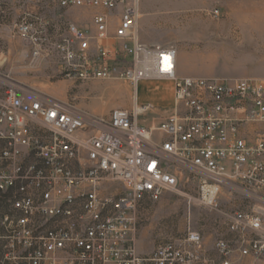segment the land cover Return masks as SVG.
<instances>
[{
    "label": "built area",
    "instance_id": "2783aa9c",
    "mask_svg": "<svg viewBox=\"0 0 264 264\" xmlns=\"http://www.w3.org/2000/svg\"><path fill=\"white\" fill-rule=\"evenodd\" d=\"M142 1H20L12 30L32 65L58 54L65 78L120 79L135 96L132 111L105 120L0 76V264L198 262L203 236L191 228L148 256L137 250L142 208L191 181L193 200L219 212L224 189L249 200L248 211L225 214L227 227L241 235L242 257L263 255L264 80L181 76L173 46L141 42ZM43 6L92 11V27L58 26ZM147 81L173 84L174 111L158 126L147 123L157 106L139 104ZM216 248L230 264L229 241Z\"/></svg>",
    "mask_w": 264,
    "mask_h": 264
},
{
    "label": "rangeland",
    "instance_id": "374dc122",
    "mask_svg": "<svg viewBox=\"0 0 264 264\" xmlns=\"http://www.w3.org/2000/svg\"><path fill=\"white\" fill-rule=\"evenodd\" d=\"M21 0H0V35L11 34L14 22L24 9ZM46 14L58 26L67 22L91 28L92 11L59 10L49 7ZM140 39L147 45L173 46L178 53L180 68L192 73L189 77L209 79L264 80V0H241L217 3L216 0H143L140 6ZM8 48L7 39L0 45ZM9 64L20 66L17 77L34 89L66 94L65 102L73 103L85 116L109 120L113 110L132 111L135 88L120 79L79 81L65 78L58 54L44 59L38 66L24 69L27 64L20 54L8 55ZM10 67V66H9ZM22 68V69H21ZM139 104L153 103L157 109L150 115L148 125L158 126L174 111L173 84L168 81H147L138 89ZM128 108V109H127ZM182 194L165 193L163 199L144 206L138 216L137 242H166L183 238L188 230L200 232L209 242L229 241L230 264H264L242 257L241 242L223 224L216 210L196 203L195 181L181 187ZM225 196V197H224ZM219 208L226 214L248 211L249 200L228 189L219 195ZM6 208L0 204V209ZM254 233L249 237L253 238ZM156 245V247H157ZM201 253V260L189 264H223L217 248ZM4 243L0 242V260Z\"/></svg>",
    "mask_w": 264,
    "mask_h": 264
},
{
    "label": "crops",
    "instance_id": "0c3cea01",
    "mask_svg": "<svg viewBox=\"0 0 264 264\" xmlns=\"http://www.w3.org/2000/svg\"><path fill=\"white\" fill-rule=\"evenodd\" d=\"M48 10H49L48 7H45V6L42 7V11L45 15H47L46 12H48ZM113 34H114V28L110 30V35H113ZM4 38L8 40L9 47L6 48V47L2 46L4 43H1V45H0V76H9L10 78H12L13 80H15L16 82H18L20 84L34 88L33 85H31L27 82H24V81L22 82L21 79H19L17 77V73H19L18 71H20V66L15 62L14 63L11 62L9 64L8 57H5V56H6V54H8V55L11 54L13 56H15V54H20L22 61L25 64H27V66H25V68H24L27 70L31 69V66L40 65L44 60L40 61L36 65H32L30 63V61L28 60V54H29L28 47H26V45L23 43V41L20 38H18L16 35L13 34V30H12L11 34L0 35L1 40H3ZM179 65H180V62H179V57H178L179 74L183 77H189L190 75H192L191 72H189L185 69H181ZM38 91L43 92L42 90H38ZM48 91L49 92H47V93L46 92H43V93H45V94H47V95H49L55 99L61 100V101L67 100L66 94H57V93L53 92V90H48ZM4 94H5V91L0 86V96H4ZM138 97L140 99L139 94H138ZM162 199H163V197L161 198V200ZM225 211H227V210L222 209L220 212L219 211H217V212H219L223 216L222 217L223 224L227 226V219H226V215H225L227 212H225ZM203 241H204L203 242V247H204L203 253L205 256L206 255L205 253L211 252L212 249H215L216 244H214V242H209V239H206V241H205L204 237H203ZM156 245H157V242H137V250H138L139 254H141L143 256H148V255L152 254V252L156 249Z\"/></svg>",
    "mask_w": 264,
    "mask_h": 264
}]
</instances>
